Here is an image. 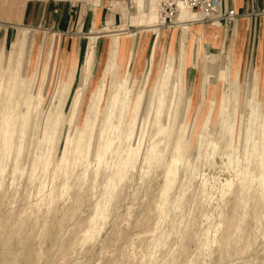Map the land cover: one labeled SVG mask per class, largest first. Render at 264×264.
I'll return each mask as SVG.
<instances>
[{"label": "rangeland", "instance_id": "374dc122", "mask_svg": "<svg viewBox=\"0 0 264 264\" xmlns=\"http://www.w3.org/2000/svg\"><path fill=\"white\" fill-rule=\"evenodd\" d=\"M2 2L0 10L8 6ZM54 3L72 8L73 21L96 13L78 61L66 50L70 35L45 24ZM249 3L240 25L249 18L252 32H194L191 24L216 20L199 21L187 11L191 21L181 22L179 11L165 22L160 6L157 26L137 28L136 8L115 22L107 0L99 9L102 24L90 0H23L20 18L0 17V264H264L263 170L244 160L264 131V0ZM91 35L99 38L96 69L73 109ZM168 56L174 76L163 156L153 165H130L126 181L115 180L107 194L116 165L111 151L101 164L95 153L110 93L126 78L132 103L126 120L136 119L133 143L144 157L157 140L150 106ZM10 109L24 132L3 152ZM47 130L51 142L44 139ZM81 133L89 139L86 155L72 150ZM179 136L184 149L176 154ZM173 157L180 165L164 192Z\"/></svg>", "mask_w": 264, "mask_h": 264}, {"label": "bare ground", "instance_id": "6f19581e", "mask_svg": "<svg viewBox=\"0 0 264 264\" xmlns=\"http://www.w3.org/2000/svg\"><path fill=\"white\" fill-rule=\"evenodd\" d=\"M90 1H93L95 4L97 16L99 17L96 20L98 23L101 19L99 9L104 8L105 0H90ZM160 1L161 0H137V4H138V6L136 7L137 15L133 17L132 24L134 26H136L137 28H143V27L148 28L146 26H157L156 25V22H157L156 13H157L158 7L160 5ZM7 2H8V6L6 8H3L0 10V17L8 19V20H15L16 17L20 18L23 14V8H21V5H20V4H22L23 0H13V1L12 0H3L2 3L5 4ZM13 3H15V5L12 7ZM110 8L114 14L118 13V14L122 15L123 17H127L128 12L130 10V8L126 7L125 5H120V4H115ZM179 10H180L179 20L181 22L191 21V18H190L191 16L187 12L189 10L187 8H185V6L183 4L179 5ZM159 31H160V29L156 30L157 40L159 38ZM134 40H135V37L133 36L132 48H131L130 55H129V63H131V61H132L133 49H134V46H136L135 45L136 43L134 42ZM121 49H122V41L120 38L117 42L116 52H121ZM99 52H100L99 38L95 35H91L87 54L85 57L84 68L82 71V77H81L80 84H79V93L77 94V96L75 98V101L73 104V109L77 108L78 105H80V103L84 99V95L86 94L87 90L92 85V78L94 76V72L96 69V64H97ZM115 57H118V54ZM116 61H117L116 64H119V61L117 59H116ZM128 65H130V64H128ZM206 69L208 71H210L211 67L208 66V67H206ZM126 70L128 73V69H126ZM129 73H130V71H129ZM173 76H174V61H173V57L171 58V56H168L165 58L162 66L160 68L158 78L155 82L154 93H153L152 102H151V106H150L151 110L154 111L153 115H155L154 124H152L155 127H153L151 125L153 128H155L154 129L155 132L150 129L151 130L150 133H152V132H153L152 134L155 133L153 136V140L154 139H157V140H155V141L151 140L152 141V143L150 142L151 146L148 148L146 153L144 152V157H142V158H141L140 148H136L134 143H133L136 119L134 120V124L132 123V121L127 122V120H126V117H127L128 113H130L131 108H132V103L130 102V93L131 92L129 91L128 81L126 80V78H123L121 81L116 83V85H118L117 90L111 91L109 101H108V105H107V110L104 113V116H103V119H102V122L100 125L101 128H99L100 129V132H99L100 133L99 134V138H100L99 139L100 140L99 148L96 150V153H95V160L99 164H101L104 160V156L107 155V152L111 151V152H109L110 153L109 154L110 159L112 161V164L116 165V170L112 173L111 176H109L111 178L112 184L108 187L107 194L111 195L115 191V188L113 187V182L115 180H118L119 182L126 181V178H128V174L126 171L130 165L132 166V168H134L140 160H141V162L143 161L144 164L153 165V164H156L157 162H159V160H161V157L163 155H161V151H159V149H161V148H159V147H160L161 143H163L164 141H167V135L164 136V133L168 128V126L166 125L167 121L166 122L164 121L165 124L163 122V120H164L163 117H165L167 115H168V117H171V114H172V113H166V111L168 109V98H169V95L171 94V91H172L171 84L173 83ZM0 83H1V81H0ZM179 88H180V79H178L176 82V90H175L176 95L178 94ZM176 105H177V103L175 101L174 102V108L176 107ZM5 125H6V130L4 131L5 137H4L3 152H6L8 150L13 149V140H14L15 133L17 131L20 130L19 134H20V132H21V134L24 132L23 126L18 123V117L15 118L13 116V110L12 109H10L8 111V116L6 118V124ZM263 125H264V123L262 122L261 127H263ZM233 126L234 125H230V131L231 132L233 131ZM185 127L187 128V126H185ZM149 128H150V126H149ZM150 130H148V131H150ZM184 131H185V129H184ZM180 132H181V130H180ZM180 132H179V134H180ZM186 132H187V130H186ZM147 134H148V132H147ZM180 136L178 138H180ZM148 137L151 138L150 136H148ZM245 137H246L245 141H247V142H249L250 140L252 141V133H251L249 128L246 131ZM182 138H183V135H182ZM243 138H244V136H243ZM44 139L47 140L48 142L52 141V137H50V133L48 130L45 131ZM182 140L183 139H181V138H180V140L178 139V142L176 143L175 147L173 146L176 154L181 153L184 149V144H183L184 142H182ZM258 140H259L258 142H257V139L253 140L252 152L247 151V153H246V151H245L246 157H244L245 158L244 160H246L248 162V167L254 160V162L257 164V167L259 169L263 170V173L259 176L260 179H263L264 178V131L261 132V136L258 137ZM144 142H146V141H144ZM166 143H168V141ZM161 146H162V144H161ZM87 147L89 148V139L87 137H85L83 135V133H81L75 138V141H74L73 146H72V150L74 151L75 154L86 155ZM15 148H17V147H14V150H15ZM144 151H146V150H144ZM228 157H229V155H228ZM229 161L230 162L232 161L231 156L229 157ZM237 162H239V161H237ZM179 165H180V159L177 157H173V159L170 161V163H168L167 169L165 171L166 172V175H165L166 176V185L164 188V192H167V190H169V188L172 184V182H171L172 176L176 174ZM237 167H238V169H236V170L234 169V170L237 172L236 175L239 176L241 168L239 167L238 164H237ZM241 167H242V165H241ZM248 167H246V168H248ZM34 173H36V172H34ZM31 178H32V176H31ZM225 186L231 187L232 183L227 182ZM34 212H36V211H34Z\"/></svg>", "mask_w": 264, "mask_h": 264}, {"label": "crops", "instance_id": "0c3cea01", "mask_svg": "<svg viewBox=\"0 0 264 264\" xmlns=\"http://www.w3.org/2000/svg\"><path fill=\"white\" fill-rule=\"evenodd\" d=\"M223 5L225 10H235L240 16L238 15L237 19H235L234 25L228 26L224 28L223 26L217 27V24H210V23H203L197 22L195 24H191L194 27V32H252L250 20L249 18H245L246 20L241 22L240 25V18L243 17V13L249 11L250 3L249 0H223ZM57 4H51L49 8L46 10L49 11L47 18L44 20L45 24L48 25L50 31H53L57 28L58 31H54L55 33H63L70 35V39L67 42L66 50L69 54L75 55V60L78 61L81 51V45L83 43L86 32H93V25L96 19V13L93 12H85L73 21V13L75 11L72 8H69L67 5L65 8L56 7ZM72 7V6H71ZM255 8V6H254ZM104 13H100L101 16V24L102 19H105L103 16ZM118 13L114 16V21L116 22ZM121 16V15H120ZM48 20V24L46 23ZM43 21V22H44ZM40 25L42 23H39ZM100 24V25H101ZM210 24V25H209ZM216 27V28H215ZM54 35V36H53ZM51 36H55L52 34ZM57 44L59 40L56 41ZM56 51V49H55ZM76 62V61H75Z\"/></svg>", "mask_w": 264, "mask_h": 264}, {"label": "built area", "instance_id": "2783aa9c", "mask_svg": "<svg viewBox=\"0 0 264 264\" xmlns=\"http://www.w3.org/2000/svg\"><path fill=\"white\" fill-rule=\"evenodd\" d=\"M107 4L109 7L115 4L125 5L130 10H134L138 6L137 0H107ZM180 4H183L189 11L194 12L193 14L199 18V21L216 20L214 24L225 22V24L231 25L238 16L233 9L225 10L223 0H161L159 6L162 9V20L172 22L180 11Z\"/></svg>", "mask_w": 264, "mask_h": 264}]
</instances>
